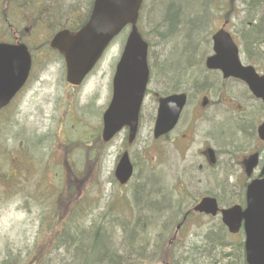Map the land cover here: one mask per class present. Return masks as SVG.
<instances>
[{
  "label": "rangeland",
  "instance_id": "obj_1",
  "mask_svg": "<svg viewBox=\"0 0 264 264\" xmlns=\"http://www.w3.org/2000/svg\"><path fill=\"white\" fill-rule=\"evenodd\" d=\"M158 1L160 0H144L137 20L139 32L151 45L148 49L149 63L155 65L148 86L150 94L146 96L142 107L144 132L149 131V116L157 104L154 94L161 96L174 91H185L194 102L197 92L202 89H207L210 94L215 91V79L207 74L203 61L211 54L212 34L220 28L226 16L229 21L227 30L236 40L242 55L258 59L261 64L264 62V0H261L254 16L247 9L246 3L249 0H164V5L154 9ZM23 2L27 4L26 10L10 13L9 27L2 22L3 0H0V40H10V30L17 31L22 34L26 46L32 49L41 47L35 56L47 57L54 63L41 67L40 63H44V60L36 61L26 92L16 104L17 110L6 113V118L12 122V126H3L0 135V264H15L14 260L18 261L17 264L28 262L36 243L42 246L43 262L48 256L47 264H76L75 260L70 258L74 256L73 254L62 257L64 251L61 248L51 250L47 254L49 247L55 244L50 240L57 235L50 232L51 223L49 225L48 222L52 216L55 218L54 214L62 207V198L65 195L78 197L79 202L74 207L75 214L80 218L86 216L83 222L80 218L75 219V222L88 228L89 233L93 232L95 237H101L103 231L104 234H111L108 235L111 245L108 243L122 256L125 264H138L139 261H144L129 255L128 250L138 251L146 248L144 245H150L146 248V254L152 255L153 245L160 242L156 236L157 231L160 232L165 223L167 224L165 232L172 233L177 215L174 208L180 215L185 211L184 208L196 202L205 192L216 194L223 203L228 202L230 190L234 192L235 189L220 187L223 184L218 183L220 185L216 189L206 186L191 191L188 189L190 193L185 202L181 203L182 194L177 193L178 187L174 179L170 178L162 184L165 192L162 194L170 197L165 204L169 213L166 212L162 201L158 203L162 206L161 214L169 215L171 218L165 221L164 216H161L154 221H158L157 225L154 229H150V226L146 236L140 234L141 227L137 225L134 238L138 242L132 241L128 245L125 238L128 235L123 234V229L135 221L134 213L131 216L129 214L135 205L132 194L135 188L119 190L110 183L117 147L103 146L100 125L101 115L111 96L114 68L129 30L121 33L111 43L96 69L80 88L72 91L67 89L64 83L65 71L62 61L56 54H48L46 49L42 48L43 41L49 40L56 29L66 28L69 22L76 21L75 18L82 19L81 9L84 11L91 0H23ZM10 6L12 2L7 6L5 19L8 17ZM46 15L49 23L55 27L51 32L50 27L44 25L40 28L37 25ZM22 17L29 21L22 22ZM162 18L169 27H164ZM177 21L191 23L190 39L185 40L181 37L178 41L174 40L176 37L172 31ZM57 23L64 25L57 26ZM249 23L259 26L254 46L246 43L248 39L246 34L251 28L248 26ZM184 51L191 56L190 60H193L194 64L188 67L184 65L182 68L186 70L184 73L181 72L182 75L177 74L179 78L177 81L167 80L165 77L168 75L161 73L160 66L167 64L170 58L175 65L179 62L183 64L179 55ZM164 70H167L166 65ZM171 75L169 74V78ZM71 141L75 142V148ZM7 169L12 177L11 188L2 177ZM141 173L147 175L145 169H141ZM139 184L143 186L144 180ZM132 189L133 191H130ZM60 190L63 191V197L59 196ZM156 193L161 195L158 186L155 184L146 186L144 200L157 202L160 196L157 199L153 197L154 195L151 196ZM135 195L138 196L137 193ZM127 204L131 207L126 206ZM139 206L143 207V211L146 210L145 205ZM143 211L141 216L144 214ZM139 214L140 212L136 223L140 221ZM98 225L103 230L95 232ZM217 227L216 221L210 219L192 220L186 224L180 236V246L182 243L184 245L174 247L170 253L165 245L159 255L166 256L163 260L171 264L175 260L177 264H180V261L185 264L186 261L181 259L185 255V249H188L187 254L191 259L190 250L199 248L197 250L204 251L205 238L211 233L207 237L216 240L213 244V253L218 258L220 253H225L229 249H220ZM142 238L145 239L144 243H140ZM226 238L230 242L242 241L239 236ZM133 260L135 261L132 262Z\"/></svg>",
  "mask_w": 264,
  "mask_h": 264
},
{
  "label": "flooded vegetation",
  "instance_id": "obj_2",
  "mask_svg": "<svg viewBox=\"0 0 264 264\" xmlns=\"http://www.w3.org/2000/svg\"><path fill=\"white\" fill-rule=\"evenodd\" d=\"M13 1L16 2L17 6L23 8V0ZM17 1H20L21 4H17ZM92 2L93 0L84 11L81 9L82 19L80 17L75 18L76 21L69 22L68 26L61 30L71 32L82 27L88 19ZM22 19V22L29 21L27 18L22 17ZM45 21L44 19L40 22L43 24ZM64 22L66 23V19ZM228 22L227 19L222 20L224 25ZM63 25L57 23V26ZM24 30L27 31V29ZM19 38L16 36L15 40H19ZM233 40L236 43L234 38ZM38 58L43 59V57ZM239 60L244 68L251 67L254 70V73L252 72L255 76L252 79L253 86L264 94V62L261 64L258 59L244 57L241 54ZM207 74L215 79L214 86L216 89L211 92L212 96L210 91L207 92V89H202L197 92L196 100L192 102L188 93L180 91L179 93L186 95V101L174 127L168 133L160 137L154 135L157 116L156 104L149 116L148 132H144L141 110L136 135L133 139L129 138V129L124 127L112 139L113 142L105 145L117 147L110 183L119 190L135 188L134 193H132L134 194L135 205L129 212L130 216L131 213L138 214L140 211L136 205L137 196L135 195L139 190H145L146 186L155 184L161 194L165 193L162 184L170 178L174 179L178 187L176 188L177 193L182 194L181 203L187 199L188 193H190L188 189L191 191L204 186L216 189L220 185L218 183L224 185L220 187L235 189L234 192L230 190L227 203H223L216 194L205 192L196 202L184 208L185 211L181 212L180 215L177 213L172 233L158 234L161 236L160 242L153 245L152 255L146 254V248L150 245H144L146 248H142L137 254L129 253L132 257L144 260L139 261L138 264H171V262L164 261L163 256L159 253L164 250L165 245L169 253L174 247L180 246L182 230L192 220L210 219L216 221L217 225H221L220 215L212 218L193 212V208L202 198H214L220 210L228 209L233 205L244 208L247 187L264 179V139L259 137L258 132L264 124V98L257 97L243 80L223 78L219 71L208 72ZM28 82L29 80L24 88ZM23 89L12 99L10 107L12 105L17 107L16 104ZM154 96L157 97L156 94ZM124 155L128 157L132 174L127 183L119 185L114 173L120 157ZM13 167L16 168V164ZM141 169H145L147 175L142 174ZM2 177L11 188L12 177L10 173H6ZM143 180L145 184L141 186L139 183ZM166 196L169 195H164V198ZM168 198L170 199V197ZM126 206L131 207L130 204ZM130 216L129 218H131ZM170 218L171 216L167 215L164 220L168 221ZM136 220L132 223H136ZM182 222L183 225L178 229L177 226ZM223 231L225 235L228 234L224 226ZM130 236L136 235L131 234ZM235 236L243 237V232L240 231ZM183 245L184 243L180 247ZM196 252L201 253L200 250H191L192 254ZM187 253L188 249H185V255L181 258L186 263L189 260Z\"/></svg>",
  "mask_w": 264,
  "mask_h": 264
},
{
  "label": "water",
  "instance_id": "obj_3",
  "mask_svg": "<svg viewBox=\"0 0 264 264\" xmlns=\"http://www.w3.org/2000/svg\"><path fill=\"white\" fill-rule=\"evenodd\" d=\"M141 2L142 0H94L89 20L78 33L70 35L62 31L50 42V47L63 55L66 82L71 86H78L112 39L126 25H131L112 80V98L102 116L104 142L109 141L124 126L130 129V138L136 131L149 79L147 44L142 41L135 27ZM212 44L213 55L206 59L205 68L220 71L223 78L232 77L245 81L256 96L264 98V94L253 86V69L241 66L238 49L230 35L220 29L212 36ZM30 63V56L24 45L0 43V109L9 103L26 81ZM185 100L184 94L158 100L155 137L165 135L174 127ZM259 136L264 139V124L259 128ZM131 171L127 156H122L115 171L116 180L121 185L125 184ZM193 211L214 217L218 208L214 199L203 198ZM220 214L222 224L232 235L238 233L243 223L246 264H264V180L248 187L246 208L243 211L234 206L220 211Z\"/></svg>",
  "mask_w": 264,
  "mask_h": 264
},
{
  "label": "trees",
  "instance_id": "obj_4",
  "mask_svg": "<svg viewBox=\"0 0 264 264\" xmlns=\"http://www.w3.org/2000/svg\"><path fill=\"white\" fill-rule=\"evenodd\" d=\"M249 2L246 3L248 5L247 9H249L251 15L254 16L256 12L258 11V7L260 5L261 0H249ZM2 5H3V8H6L8 5V1L3 0ZM249 25L251 26V28L248 29V32L246 34L248 36L246 43H249L251 45L253 44L254 46L256 45V37L258 35L257 31L259 30V26H254L252 23L251 24L249 23ZM172 33H174V30L172 31ZM182 37H184L185 40L187 38L186 35L184 34L182 35ZM185 51L184 53H180L179 55L181 56L180 59H182V62H183V64L179 62L178 64L179 68L175 69V64L172 63L171 58L168 60L167 64H165L167 66V70H164V66H165L164 64L160 66L161 73L164 74L165 76L168 75L165 77V78H168L167 80L173 79L177 81L174 78H169V74H178V75L181 74L182 75L181 72L186 70V68L185 70H183L184 68H182L184 65L185 67H188L191 64H194L193 60L192 61L190 60L191 56ZM154 67L155 65L150 64V69H151L152 74H153ZM166 83L168 84V82ZM10 125H12V122L6 118L4 113H2L0 116V135L3 130V126H10ZM72 146L73 148H75L74 143ZM29 188L31 187L29 186ZM144 191L145 190H139L137 192L138 196L136 197V205L138 203L137 208L138 210H140L139 211L140 221L138 220L139 222L134 223L132 226L131 225L126 226V228L123 229V234L128 235V237L131 238L130 240H126L128 242L127 243L128 245L131 244L132 241L138 242L134 237L130 236L131 234H135L137 232V225L138 227H141L140 234L141 235L143 234L144 236H146L147 235L146 233L149 232V227L151 226L150 229H154L155 225H157L158 221L157 222H154V221L160 219L161 216H164L165 218L166 215H162L160 212V209H162V206H160L158 202L162 201V203H164L166 212H168V208L165 205L167 203L168 196L164 198V194H161V195L160 194L158 195L157 193L152 194L151 196L154 195L153 197H155V199H157L160 196V199H158L157 202L153 201L154 202L153 203L150 199L144 200V197H143ZM59 196L63 197L62 190H60ZM78 202H79V199L78 197H75V196L65 195L62 198V207L59 209L58 212L54 214L55 218H53L54 216H52L51 220L48 222L49 225L51 223L49 227L50 232L52 234H57V235L54 238H52V240H50L52 244L53 243L55 244L49 247L47 254L50 253L51 250L61 248L64 251V256L62 257H67L69 256V254H73L74 256H71L70 258H73L76 264H125V262L122 263V257L116 256L114 252L104 254L103 256L102 254H100L99 250L102 248L103 244H108L107 246L111 247L109 245L110 242L108 243V240L110 238L108 237V235H111V234H107V233L104 234L105 232L103 231L104 233L102 232L101 238L96 239L93 232L89 233L90 230L88 228L86 229V227L84 228L83 225L80 224L79 222H75V219L80 218L79 215L75 214L76 210L74 208ZM141 204L145 205L147 211L146 210L143 211L144 210L143 207L139 206ZM142 211L144 212L143 214L144 217L141 216ZM146 213L148 215H145ZM152 216L153 217L155 216V218H153ZM85 218H86L85 215L82 216L80 218V221L83 222ZM108 218L109 216L106 217V219ZM99 225L95 232H99L103 230L102 227ZM166 225L167 224L165 223V226ZM165 226H162L164 228H161L160 230L161 233H166L165 230L167 228ZM84 232H87V233H84ZM217 233L219 235V240L217 241H219V246L221 247L220 249L221 250L229 249L228 251L226 250L225 253H220L218 255V258H216V256L213 253V250H214L213 244L215 243L216 240H211L209 237L206 236L205 238L206 241H205V244L203 245L204 251L202 250L201 253L196 252L192 254V256H190L192 260L189 259L188 262L185 264H189V262L190 264H245L244 257H243L242 244L239 242L232 243L226 240L223 237L224 234H223L222 229H219ZM140 241H141L140 243H144L145 239L142 238L140 239ZM195 249L197 250L198 248H195ZM141 250L142 249H139L138 251L136 250L134 252H132L131 250L130 251L128 250L127 253L137 254V252H140ZM191 250H194V249L192 248ZM47 257L48 256H46V259L43 262L42 246L40 245V243L38 244L36 243V246H33L31 250L30 260H28V262L24 264H47L48 262ZM163 257H166V256H163ZM176 261L177 260H175L173 264H177ZM14 263L17 264L18 261L14 260ZM180 264H184V262L181 263L180 261Z\"/></svg>",
  "mask_w": 264,
  "mask_h": 264
},
{
  "label": "bare ground",
  "instance_id": "obj_5",
  "mask_svg": "<svg viewBox=\"0 0 264 264\" xmlns=\"http://www.w3.org/2000/svg\"><path fill=\"white\" fill-rule=\"evenodd\" d=\"M163 1L164 0H160V1H158L157 2V5H156V7L154 8V9H156L159 5H164L163 4ZM205 11V10H204ZM203 11V12H204ZM162 21L164 22V27H168V24L167 23H165V20L162 18ZM192 26H191V23H187V24H185V23H183V22H181V21H177L176 23H175V29H174V33L173 34H175V37L176 38H174V40L175 41H178V40H180L181 39V37H182V35L184 34V35H186V37H187V39H190L191 37L189 36V33H190V28H191ZM194 31H195V29H194ZM195 33V32H194ZM171 54V53H170ZM172 63H174V62H172ZM177 68H179V65L178 64H176L175 65V69H177ZM170 78H174V79H176V80H178L179 78H178V75L177 74H172L171 75V77ZM173 81H175V80H173ZM158 234H161V232H158L157 231V239H160V237L161 236H159ZM101 237H96V239H100ZM127 240H130L131 238H129V237H125ZM108 242H109V240H108ZM103 244V243H102ZM108 244H103L102 245V248L99 250L100 251V253L102 254V256L104 255V254H107V253H112V252H114L115 253V255L116 256H118V257H122L116 250H113V248H111V247H109V246H107ZM111 245V244H110ZM87 247V246H86ZM123 262V261H122Z\"/></svg>",
  "mask_w": 264,
  "mask_h": 264
}]
</instances>
